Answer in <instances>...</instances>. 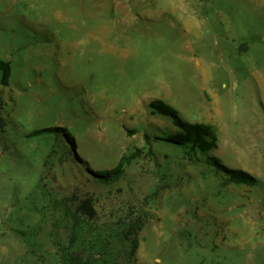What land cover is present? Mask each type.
Segmentation results:
<instances>
[{
	"label": "rangeland",
	"instance_id": "1",
	"mask_svg": "<svg viewBox=\"0 0 264 264\" xmlns=\"http://www.w3.org/2000/svg\"><path fill=\"white\" fill-rule=\"evenodd\" d=\"M0 60V264H264V0H0Z\"/></svg>",
	"mask_w": 264,
	"mask_h": 264
},
{
	"label": "trees",
	"instance_id": "2",
	"mask_svg": "<svg viewBox=\"0 0 264 264\" xmlns=\"http://www.w3.org/2000/svg\"><path fill=\"white\" fill-rule=\"evenodd\" d=\"M0 74V85L4 87L8 86L11 77V65L9 61L0 60ZM149 108L154 114L170 118L173 126L177 130L174 134L165 138H159V140L178 147L186 148L189 153L206 155V162L225 173L230 182L245 185H255L257 183V179L252 175L241 170L230 169L222 164L219 158L208 155L209 152L217 149L219 143L218 131L213 125L201 122H188L179 115L174 107L160 99L151 101ZM4 127H6V120L0 118V129H4ZM59 131L65 134L66 140L72 145V151L76 152L75 141L65 133L64 128L50 127L36 129L29 133L28 137H37L48 133H57ZM144 139L145 143L150 147V137L145 135ZM149 151H151L150 148ZM132 158L133 156H123L118 165L112 170L88 171L100 181L111 182L123 175L125 165L129 164ZM77 159L83 162L78 156Z\"/></svg>",
	"mask_w": 264,
	"mask_h": 264
}]
</instances>
